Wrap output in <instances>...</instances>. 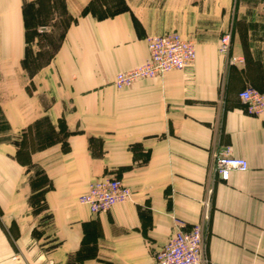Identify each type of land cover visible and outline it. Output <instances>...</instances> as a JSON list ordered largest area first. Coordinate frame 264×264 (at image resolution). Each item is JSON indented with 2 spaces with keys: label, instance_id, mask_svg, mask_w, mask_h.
Instances as JSON below:
<instances>
[{
  "label": "crops",
  "instance_id": "crops-1",
  "mask_svg": "<svg viewBox=\"0 0 264 264\" xmlns=\"http://www.w3.org/2000/svg\"><path fill=\"white\" fill-rule=\"evenodd\" d=\"M32 1L0 0V264H157L176 220L204 224L213 264H264V112L239 96L264 94V0H63L60 45L29 71ZM173 31L195 41L193 66L114 85ZM226 149L249 170L224 181ZM102 177L133 196L94 215L80 198Z\"/></svg>",
  "mask_w": 264,
  "mask_h": 264
},
{
  "label": "built area",
  "instance_id": "built-area-1",
  "mask_svg": "<svg viewBox=\"0 0 264 264\" xmlns=\"http://www.w3.org/2000/svg\"><path fill=\"white\" fill-rule=\"evenodd\" d=\"M149 57L140 66L115 76L114 85L118 89L133 86L146 79L160 78L167 72L183 71L196 62L197 50L192 38H185L178 32H168L149 36L147 39ZM231 49V36L226 34L221 39L220 52L228 55ZM237 58L232 57V61ZM241 100L247 105L251 115L259 116L264 112V94L252 87L240 93ZM214 168L220 179L227 181L232 170L245 172L249 163L244 158L234 157L229 149L214 153ZM213 189L209 188L204 201L203 219L209 221V208ZM133 192L123 180L117 177H102L93 181L88 191L81 196L80 203L87 206L94 215L108 212L114 205L131 200ZM178 230L171 240L156 252L157 264H213L205 251V226L198 223L187 226L176 220Z\"/></svg>",
  "mask_w": 264,
  "mask_h": 264
},
{
  "label": "rangeland",
  "instance_id": "rangeland-1",
  "mask_svg": "<svg viewBox=\"0 0 264 264\" xmlns=\"http://www.w3.org/2000/svg\"><path fill=\"white\" fill-rule=\"evenodd\" d=\"M108 11H111L108 8ZM28 46L26 67L35 71L55 54L70 24L63 0H35L27 3Z\"/></svg>",
  "mask_w": 264,
  "mask_h": 264
},
{
  "label": "trees",
  "instance_id": "trees-1",
  "mask_svg": "<svg viewBox=\"0 0 264 264\" xmlns=\"http://www.w3.org/2000/svg\"><path fill=\"white\" fill-rule=\"evenodd\" d=\"M38 176L39 177H37L36 180H32V182H31L32 187L37 189V190L40 189L41 184L45 183L44 185H46V183H47V180L44 177V175L39 174ZM44 185H42V186H44ZM44 190L45 189H43L41 192L33 194V196L31 197V203L35 207L36 211L41 210L43 208V192H44Z\"/></svg>",
  "mask_w": 264,
  "mask_h": 264
}]
</instances>
